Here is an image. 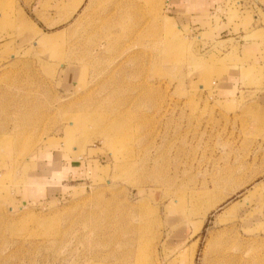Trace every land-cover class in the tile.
Here are the masks:
<instances>
[{"label":"rangeland","instance_id":"1","mask_svg":"<svg viewBox=\"0 0 264 264\" xmlns=\"http://www.w3.org/2000/svg\"><path fill=\"white\" fill-rule=\"evenodd\" d=\"M220 4L0 0V264H264V0ZM92 142L73 194L19 201Z\"/></svg>","mask_w":264,"mask_h":264},{"label":"crops","instance_id":"2","mask_svg":"<svg viewBox=\"0 0 264 264\" xmlns=\"http://www.w3.org/2000/svg\"><path fill=\"white\" fill-rule=\"evenodd\" d=\"M221 2L229 3L230 0H175L177 4L175 10L182 16H189L193 11L199 12V10L208 13L210 9L220 7ZM178 3L184 4L178 6ZM2 39L0 38V54L5 48V42H13L8 37ZM100 151L101 146L94 142L87 146L73 147L69 152L63 149L42 151L33 162L30 173L21 182L18 189V195L21 197L19 201L27 205H40L52 200H63L73 194L74 188L79 183L71 182L84 179L95 171L105 168L99 160Z\"/></svg>","mask_w":264,"mask_h":264}]
</instances>
